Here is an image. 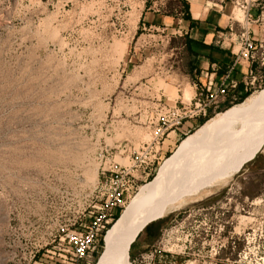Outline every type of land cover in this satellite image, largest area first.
<instances>
[{
	"label": "rangeland",
	"instance_id": "374dc122",
	"mask_svg": "<svg viewBox=\"0 0 264 264\" xmlns=\"http://www.w3.org/2000/svg\"><path fill=\"white\" fill-rule=\"evenodd\" d=\"M230 1L237 16L250 2ZM162 3L181 5L0 0V264H59V229L81 215L86 193L99 202L128 187L111 228L187 137L248 97L175 133L190 118L176 124L153 79L171 64L169 36L141 26L145 9ZM261 151L226 183L152 222L140 239H155L132 264H264ZM112 170L119 181L102 188Z\"/></svg>",
	"mask_w": 264,
	"mask_h": 264
},
{
	"label": "bare ground",
	"instance_id": "6f19581e",
	"mask_svg": "<svg viewBox=\"0 0 264 264\" xmlns=\"http://www.w3.org/2000/svg\"><path fill=\"white\" fill-rule=\"evenodd\" d=\"M263 147L264 88L209 119L182 142L177 154L162 164L156 177L107 231L97 264H132L130 248L145 225L226 183Z\"/></svg>",
	"mask_w": 264,
	"mask_h": 264
},
{
	"label": "crops",
	"instance_id": "0c3cea01",
	"mask_svg": "<svg viewBox=\"0 0 264 264\" xmlns=\"http://www.w3.org/2000/svg\"><path fill=\"white\" fill-rule=\"evenodd\" d=\"M185 1L189 4V17L179 8H169L162 3L146 8L141 18V26L163 29L169 36L171 64L165 75L158 73L153 78L163 90L165 104L171 108L189 104L210 83L221 84L227 73L243 85V75L250 68L260 72L264 84V64L260 58L253 60L244 55L240 39V33L247 26L256 46L264 45V0L248 2L242 16L236 15V7L230 0ZM243 91L245 88L238 95ZM229 103L226 100L221 107ZM193 121L194 118L185 121L182 127L175 128V133H182L186 123ZM149 245L147 240L138 241L134 245V256H140Z\"/></svg>",
	"mask_w": 264,
	"mask_h": 264
},
{
	"label": "built area",
	"instance_id": "2783aa9c",
	"mask_svg": "<svg viewBox=\"0 0 264 264\" xmlns=\"http://www.w3.org/2000/svg\"><path fill=\"white\" fill-rule=\"evenodd\" d=\"M255 1L252 0V2ZM241 6L244 9L247 8V5ZM240 39L244 47V55L253 60L260 58L261 63L264 64V45L256 46L249 27H244L240 33ZM242 84L245 91L261 88L263 84L260 72L255 68H250L243 75ZM239 85L240 82L227 73L221 84L214 86L213 83H210L205 89L198 92L191 103L171 108L172 118L176 120V124H181L186 118H194L200 114L206 115L210 109L216 111L226 100L232 103L238 99L239 95L236 91ZM119 177V170H112L109 176H105L102 188L112 187L113 183L119 181ZM118 187L104 201L101 198L102 202H94L91 195L87 193L82 197L85 203L81 215L77 219L69 221L67 225H62L59 229L61 244L66 245V248H63L64 253H61V258L58 259L59 264H93L102 234L113 221L116 208L124 206L127 202L125 199L121 201V197L125 189L129 190L128 187L122 189H118Z\"/></svg>",
	"mask_w": 264,
	"mask_h": 264
},
{
	"label": "trees",
	"instance_id": "16d2710c",
	"mask_svg": "<svg viewBox=\"0 0 264 264\" xmlns=\"http://www.w3.org/2000/svg\"><path fill=\"white\" fill-rule=\"evenodd\" d=\"M178 8H179L180 11L184 12V16H185V17H189V14H188L189 4H188L185 0H181V5L179 4ZM243 89H244V88H243V85H240V86L237 88V91H236V92L239 93V92H240L241 90H243ZM249 94H251L250 91H245V92L243 91V93L239 95V101H243L247 96H249ZM229 106H230V105L227 104V105H225L224 107H221V108L226 109V108L229 107ZM223 109H222V110H223ZM211 116H212V114L210 113V114H208L207 117L200 118V119H199V124H200V125H201V124H204V123H205V122H206ZM123 208H124V206H120V207H117V208H116V210H115V212H114V219H113V221H112V222L107 226V228L104 230V232H103V234H102V237H101V239H100V244H99L98 251H97L96 254H95V259H94L93 264H95V263L97 262V260L99 259V256H100V253H101V250H102L103 245H104V237H105V235H106L108 229H109L110 226L113 224V222H114V221L120 216V214H121ZM150 224H151V223H150ZM150 224L147 225V226L141 231V233L138 235L136 241L140 239L142 232H143L144 230H147V229L149 228ZM155 236H156V234H154V233H153L152 235H150L148 241L152 242V241L155 239ZM140 240L143 241V239H140ZM144 240H146V239H144ZM134 244H135V242L131 245V248H130V255H131V257H134V254H133V252H132L133 247H134Z\"/></svg>",
	"mask_w": 264,
	"mask_h": 264
},
{
	"label": "water",
	"instance_id": "95a60500",
	"mask_svg": "<svg viewBox=\"0 0 264 264\" xmlns=\"http://www.w3.org/2000/svg\"><path fill=\"white\" fill-rule=\"evenodd\" d=\"M147 225L144 226V228L146 227ZM144 228H142L141 230H143ZM141 231L138 232V235L140 234Z\"/></svg>",
	"mask_w": 264,
	"mask_h": 264
}]
</instances>
